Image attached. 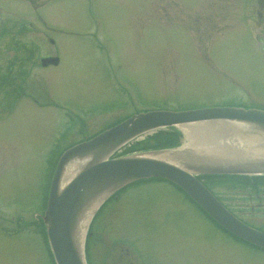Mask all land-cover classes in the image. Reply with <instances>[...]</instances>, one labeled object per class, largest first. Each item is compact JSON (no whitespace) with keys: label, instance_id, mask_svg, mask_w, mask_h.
I'll list each match as a JSON object with an SVG mask.
<instances>
[{"label":"rangeland","instance_id":"rangeland-1","mask_svg":"<svg viewBox=\"0 0 264 264\" xmlns=\"http://www.w3.org/2000/svg\"><path fill=\"white\" fill-rule=\"evenodd\" d=\"M261 4L0 0V264H56L42 231V199L51 165L69 145L146 110L264 111ZM30 50L25 70L32 69L13 82L25 63L20 54ZM56 54L58 66L40 65ZM212 123L242 140L234 121ZM175 129L181 142L170 150L190 141L183 126ZM214 190L264 228V193ZM91 225L89 264H106L120 249L135 264H264L263 249L234 239L165 180L120 191Z\"/></svg>","mask_w":264,"mask_h":264},{"label":"water","instance_id":"water-1","mask_svg":"<svg viewBox=\"0 0 264 264\" xmlns=\"http://www.w3.org/2000/svg\"><path fill=\"white\" fill-rule=\"evenodd\" d=\"M49 63H58V57L41 59L43 66ZM218 120L234 121L237 133L242 138L240 142L237 141V150L235 148L220 155L221 153L215 154L214 151H195L192 146L180 152L162 147L111 158L116 149L161 127L212 123ZM237 124L244 126L238 127ZM262 140L264 111L239 107H209L139 112L67 148L59 156L52 173L46 209L41 216L56 264H86L84 246L81 253L73 235L78 214L87 203L106 192L102 200L104 202L115 191L132 181L149 178L165 179L177 185L223 229L264 249V231L250 227L236 217L196 177L200 174H264ZM164 151L176 152L173 154L176 163L156 157ZM85 157L90 162L81 165L70 181L61 187L60 183L69 163L76 158Z\"/></svg>","mask_w":264,"mask_h":264},{"label":"bare ground","instance_id":"bare-ground-1","mask_svg":"<svg viewBox=\"0 0 264 264\" xmlns=\"http://www.w3.org/2000/svg\"><path fill=\"white\" fill-rule=\"evenodd\" d=\"M237 125L238 127L244 126L242 124ZM182 126L185 131H187L190 141L188 145L183 146V148L179 149V151L177 150V152L186 151L190 146H192L195 151H214L215 154L221 153L220 155H225L228 153V151L234 150L235 148L237 150L239 147V145L236 146V143L238 142L236 141L235 143L233 138L227 133L226 129L221 128L222 131L218 130L217 128L215 129L213 123L204 122L196 123L194 125ZM174 153L176 152L164 151L163 153H158L156 157L176 163L173 158ZM89 160L90 159L88 157H85L84 159L76 158L71 161L63 174L60 183L61 187L70 181V179L76 174L75 172L80 169L81 165H86L88 162H90ZM106 194V192L103 194L101 193V195L91 200L78 214L73 236L75 237V242L81 253L83 249L84 235L88 227L87 224H89L90 218L93 215L92 213H94L95 209L100 204V202H102Z\"/></svg>","mask_w":264,"mask_h":264},{"label":"trees","instance_id":"trees-1","mask_svg":"<svg viewBox=\"0 0 264 264\" xmlns=\"http://www.w3.org/2000/svg\"><path fill=\"white\" fill-rule=\"evenodd\" d=\"M31 53H34L33 50L30 51ZM116 122H112L109 123L108 126H112L113 124L117 123ZM181 132L178 131L177 129H175L174 127H169V128H165V129H159L155 132H153L152 134H148L145 137H143L140 140H136L133 141L132 143H130L129 145L125 146L124 148H122V152L121 154H128V153H132V152H138V151H144V150H152V149H162L163 148H170V147H175L178 146L181 142ZM57 160V158H56ZM56 160L52 163L51 165V169L52 171H49L48 174V179H47V183L45 184V192H44V197L42 199V206L43 208L45 207V203H46V198H47V192H48V183H49V176H51L50 173L53 172V168L55 165ZM50 169V170H51ZM199 179L202 180V182L206 185V187H208L214 194L217 195V197L223 201V199L221 197H219V195L216 193V191L214 190V188L216 187H226L229 188L230 190H243V191H247L248 193H257L261 191V188L264 187V175H259V176H244V175H219V174H201L199 176H197ZM154 178L152 179H146V180H141L139 182H144V181H152ZM154 180H159V179H154ZM139 182H135L133 184H137ZM132 185V184H131ZM128 187V186H127ZM125 190V188L116 191V193L114 195H112L111 197H109L105 202H108L110 200H112L116 194H119L120 191ZM104 202V204H105ZM103 204V205H104ZM227 205V203H225ZM228 206V205H227ZM229 207V206H228ZM102 207H100V209L97 211V213L100 212ZM230 210H232L234 212V210L229 207ZM97 213H95L97 215ZM95 215V217H96ZM94 217V218H95ZM94 221V219H93ZM93 223V222H92ZM91 227L92 225L90 224V228H89V233L87 234V240H86V245L88 242V239L90 237V232H91ZM43 228V227H42ZM42 231L45 234L44 229H42ZM236 240H239L235 237ZM242 244H248L247 242L240 240ZM85 245V246H86ZM249 245V244H248ZM87 249V246H86Z\"/></svg>","mask_w":264,"mask_h":264},{"label":"flooded vegetation","instance_id":"flooded-vegetation-1","mask_svg":"<svg viewBox=\"0 0 264 264\" xmlns=\"http://www.w3.org/2000/svg\"><path fill=\"white\" fill-rule=\"evenodd\" d=\"M262 6H264V4H261ZM50 40V42L52 43L53 41H52V38L51 39H49ZM26 48H27V46H25ZM31 51V50H30ZM46 56H51V55H46ZM56 56H59V63L58 64H49V65H47V66H58L60 63H61V57H60V55H57L56 54ZM22 57V58H21ZM42 57H44V56H42ZM42 57H40V59L42 58ZM20 58H21V60L22 61H24L25 63L22 65V67H23V71L22 70H20V72H17V74H14V75H11V77H12V79H14V80H12L13 82H18V81H20V80H22L23 78H22V75H26V74H28L29 72H30V70L32 69V67H33V64L32 63H30L31 65H30V67H29V70H25L26 68H27V64L29 63V61H31V60H33V58H34V53H23V54H20ZM20 58L18 59V57L16 58V59H14V60H20ZM47 66H44L43 68H45V67H47ZM21 75V76H20ZM18 76H20V77H18ZM260 192H262V193H264V187H262L261 188V191ZM260 197V195H259V193H257L256 194V198H259ZM204 215V214H203ZM205 216V215H204ZM207 219H208V217H207ZM209 220V219H208ZM132 258V256L127 252V253H123V250L122 249H120L119 251H117V252H113V253H111V254H109V260L107 261V263L106 264H135L134 263V260H132L131 259Z\"/></svg>","mask_w":264,"mask_h":264}]
</instances>
